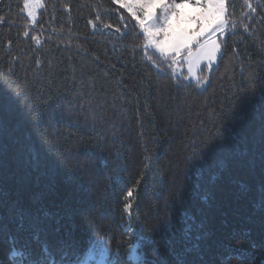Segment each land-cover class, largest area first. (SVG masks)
Instances as JSON below:
<instances>
[{
    "label": "trees",
    "instance_id": "trees-1",
    "mask_svg": "<svg viewBox=\"0 0 264 264\" xmlns=\"http://www.w3.org/2000/svg\"><path fill=\"white\" fill-rule=\"evenodd\" d=\"M226 8L200 89L114 0H43L35 25L0 0V264L12 238L137 264V236L155 264L196 242L186 264H264V0Z\"/></svg>",
    "mask_w": 264,
    "mask_h": 264
},
{
    "label": "rangeland",
    "instance_id": "rangeland-1",
    "mask_svg": "<svg viewBox=\"0 0 264 264\" xmlns=\"http://www.w3.org/2000/svg\"><path fill=\"white\" fill-rule=\"evenodd\" d=\"M114 1L125 9L138 25L146 38V50L165 61L172 62L175 77L184 76L186 82L195 83L200 89L208 85V77L201 76L200 72L204 67H207L210 73L218 65L221 55V41L226 38L228 28L227 8L224 26L221 27L220 21L204 19L202 14L206 9L196 7L198 0H185L184 2L180 0H155V3L147 10L134 8L137 13L136 16H133L127 7L122 6V3H131L132 0ZM199 2L203 3V0H199ZM178 4L184 6L175 8L174 5ZM42 10L43 0H30L29 8L24 7L23 12L31 25H35ZM145 11L151 13V18L143 20L142 26L141 20ZM29 12H32L33 15H29ZM173 13L178 14L174 15ZM166 15L171 16L168 33L160 30L164 26ZM144 27L149 28L152 33L151 36L144 31ZM157 43L163 46L164 52L157 48ZM137 255H139L138 252ZM84 260L86 264H107L105 254L102 252L98 255L90 252Z\"/></svg>",
    "mask_w": 264,
    "mask_h": 264
},
{
    "label": "snow or ice",
    "instance_id": "snow-or-ice-1",
    "mask_svg": "<svg viewBox=\"0 0 264 264\" xmlns=\"http://www.w3.org/2000/svg\"><path fill=\"white\" fill-rule=\"evenodd\" d=\"M155 3V0H132L131 3L123 4V7H127L130 12H132L133 16H136L137 13L134 11V8H141L147 10L152 6V4ZM245 3H247V0H245ZM30 0H25L24 7L27 9L29 8ZM183 4L174 5L175 8L183 7ZM165 7H168L165 5ZM196 7L198 8H205L206 11L202 14L205 20H215L221 22V27L224 26V16L226 12V5L225 0H203V3L198 2L196 3ZM174 15H177L178 13H173ZM29 15H33L32 12H29ZM151 18V13H148L145 11L144 17L141 20V25L143 26V20H147ZM170 20L171 16L166 15L164 20V26L161 31L168 33V29L170 26ZM95 26V25H94ZM144 31L149 34V36L152 35V33L149 31L148 27H144ZM27 35V33H25ZM157 48L160 49L161 52H164L165 49L163 46H161L159 43H157ZM3 196V193H0V197ZM128 196H132V192H128ZM2 200H0V207H2ZM12 207L16 213L18 218L23 222L25 218H30L33 220H38V217H33L30 213H26L22 208H20L18 205L10 206ZM131 205H126V210L130 209ZM191 229L186 228L185 229V237L186 240L191 241L192 237L189 235ZM174 236L175 233H172ZM203 237L197 235L195 237L196 241H199ZM35 239L39 240V234L37 233L35 236ZM146 238L143 236H137L134 241L133 249L130 252L129 259L135 260L137 264H155V262H149L146 258V253L144 251V248L146 246L145 244ZM11 243V251H10V260L12 261V264H65V261H67V264H86V261L81 259V256L79 252L76 250V246L74 243H69L66 246V250H62V255L60 258V261H57L55 256L49 251V247L47 243H44L42 245V255L39 258V260H34L32 258V253L25 247H17L16 242L14 238L10 240ZM154 243V242H152ZM201 246L198 242L196 243H190L185 246L182 253L177 255V264H186L185 256L190 253H197V259H199V253H200ZM137 251H139V255H137ZM153 251L156 254H159L158 249H153ZM105 260H108V254L105 253ZM109 264H116V261L114 258H112L109 261Z\"/></svg>",
    "mask_w": 264,
    "mask_h": 264
}]
</instances>
